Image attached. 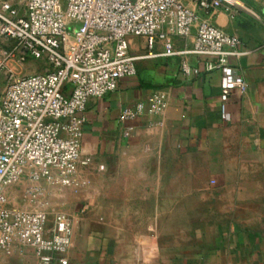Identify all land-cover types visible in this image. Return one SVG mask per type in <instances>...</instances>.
Here are the masks:
<instances>
[{"label": "crops", "instance_id": "1", "mask_svg": "<svg viewBox=\"0 0 264 264\" xmlns=\"http://www.w3.org/2000/svg\"><path fill=\"white\" fill-rule=\"evenodd\" d=\"M205 17L244 43L246 55L230 64L247 93L224 98L221 75L207 74L197 57H187L190 75L182 57H157L140 60L115 92L90 99L82 150L92 168L109 171L121 152L136 156L106 175L120 182L109 186L106 224L65 212L74 225L68 264H264V0H238L231 13ZM159 90L169 98L164 114L120 120ZM0 264L37 259L16 246L11 256L0 253Z\"/></svg>", "mask_w": 264, "mask_h": 264}, {"label": "built area", "instance_id": "2", "mask_svg": "<svg viewBox=\"0 0 264 264\" xmlns=\"http://www.w3.org/2000/svg\"><path fill=\"white\" fill-rule=\"evenodd\" d=\"M237 3L0 0V38L20 45L0 55V72L9 61L46 65L44 72L32 75L16 77L8 71L0 91V253L11 256L21 246L34 252L37 264H68L72 217L56 213L50 226L44 210L12 208L8 189L30 181L26 194L35 203L45 195L42 182L80 188L79 170L92 163L82 150L88 102L136 76L140 60L182 57L181 70L190 75L187 57L194 56L203 60L207 74L221 75L224 98L247 93V82L230 64V59L246 55L244 43L205 17L218 9L231 13ZM168 106L167 93L155 91L126 109L120 120L162 115ZM222 114L226 119L225 107Z\"/></svg>", "mask_w": 264, "mask_h": 264}, {"label": "rangeland", "instance_id": "3", "mask_svg": "<svg viewBox=\"0 0 264 264\" xmlns=\"http://www.w3.org/2000/svg\"><path fill=\"white\" fill-rule=\"evenodd\" d=\"M19 50L20 45L15 40L0 38V55L4 51ZM46 70V65L38 61H29L20 64L15 61H9L7 66L0 72V91L8 82V71H12L14 75H32L41 73ZM134 152H121L117 158L110 163L109 171L106 169V164L92 168V163L86 168L79 170L78 179L81 187L74 189L71 187H54L45 182L41 183L44 190V197L38 202H31L26 194L27 188L31 186L30 181L23 180L21 183L14 185L8 189L7 195L9 205L14 209L23 211H46L50 217L56 213H80L84 216L94 218L98 223L106 224V200L109 201V190L120 185L119 178L115 177L110 180L106 175H118L119 160H128L134 158ZM125 172L123 171V174ZM110 186V188H109ZM112 200V199H110ZM118 204L122 205L123 199L119 197L113 198ZM135 199H132L130 205H135ZM122 216V215H121ZM128 216H130L128 214ZM134 217V215H131ZM142 216V215H141ZM149 216V215H147Z\"/></svg>", "mask_w": 264, "mask_h": 264}]
</instances>
